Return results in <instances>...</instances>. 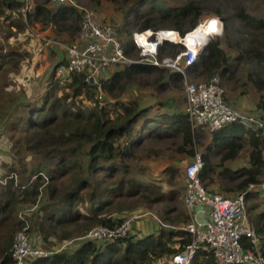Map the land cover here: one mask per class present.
I'll list each match as a JSON object with an SVG mask.
<instances>
[{"label": "trees", "instance_id": "1", "mask_svg": "<svg viewBox=\"0 0 264 264\" xmlns=\"http://www.w3.org/2000/svg\"><path fill=\"white\" fill-rule=\"evenodd\" d=\"M51 1L32 0L26 10L22 1L0 0V94L9 86V76L18 74L25 61H33L28 52L11 42L24 30L27 33L31 24L44 30L45 24L53 23L56 36L64 32L67 43L76 45L72 44V31L80 29L81 12L71 4L49 7ZM101 1L90 0L98 12ZM204 2L210 6L208 9ZM231 7L220 0H186L181 4L140 0L129 9H118L122 24L110 23L126 34V40L122 39L126 53L138 56L134 29L170 28L184 37L206 14H217L226 27L238 20L239 26L232 30L236 54L227 53L220 42L211 41L187 71L205 81L219 76L229 103L227 89L241 99L253 87L258 95L256 107L264 110V41L259 39L264 33V16H252L242 6ZM184 49L182 42H165L158 54L163 57L170 50L176 55ZM67 62V56L53 62L44 91L35 92L37 98L26 95L17 104L23 113L7 122L16 163L5 164L0 174V264H16L13 243L16 233L24 229L35 247L47 248L46 239L53 238L56 230L60 232L59 240L69 242L61 250L54 246L50 255L36 258L31 264H180L173 261V256L184 252L192 240V234L184 228L191 221L187 208L182 210L178 205L181 193L168 197L162 184L143 178L131 161L137 149L150 139L182 136L190 146L195 136L204 137L203 131L195 132L186 111H167V103L160 102L142 106L129 89L146 75H155L162 87H182L184 76L150 63L133 62L100 76L99 85H89L85 73H58L59 65ZM246 144L249 166H225L226 161L240 156ZM183 149L193 160L194 150ZM213 156L220 157L218 165ZM202 157L200 176L205 187L235 196L264 175V130L230 123L211 133V143ZM263 193L249 192L247 202L264 254V210H258L264 207V202H258ZM167 198L174 204L158 216L166 223L164 226L143 232L139 228L140 232H136L131 224L127 234L115 240L85 237L94 227L123 221L120 216L126 211L142 204L152 208ZM23 205H36V213L19 217ZM32 233L38 236L34 238ZM191 264L217 263L212 252L199 249Z\"/></svg>", "mask_w": 264, "mask_h": 264}, {"label": "built area", "instance_id": "2", "mask_svg": "<svg viewBox=\"0 0 264 264\" xmlns=\"http://www.w3.org/2000/svg\"><path fill=\"white\" fill-rule=\"evenodd\" d=\"M19 1L24 2L26 10L32 3V0ZM52 1L74 5L82 14L80 43L64 45L68 62L59 65L60 75L85 73L87 84L99 85L101 74L115 64L139 62L165 66L184 76L187 99L185 111L194 130L204 127L213 133L230 123L264 130V119L260 114L238 109L226 101L225 89L220 84L219 76H214L210 81H190L187 78V68L196 62L201 44L189 45L186 36L183 38L173 29L135 32L133 36L140 49V58L132 60L126 53L119 30L110 22L100 20V13L95 8L82 7L75 0ZM209 18L202 20L199 27ZM217 19V25L223 27L221 18ZM220 31L211 33L210 39ZM40 37L45 44L55 43L54 39L46 35ZM167 41L175 44L182 42L185 49L176 55L160 58L159 47ZM30 80L31 76L24 81L25 87L30 85ZM203 166L202 154L196 153L183 169V202L191 220L184 228L192 234V240L184 252L173 256V261L191 264L196 252L202 249L212 252L217 264H264V254L260 248L261 236L252 224L247 202L249 192H264V179L250 183L235 196H225L205 187L200 176ZM133 220L126 218L113 226L94 227L85 237L115 240L127 234ZM68 243L62 244L59 249L65 248ZM12 250L16 264H31L32 260L53 252L48 248L35 247L26 229L16 233Z\"/></svg>", "mask_w": 264, "mask_h": 264}, {"label": "rangeland", "instance_id": "3", "mask_svg": "<svg viewBox=\"0 0 264 264\" xmlns=\"http://www.w3.org/2000/svg\"><path fill=\"white\" fill-rule=\"evenodd\" d=\"M76 3L82 7H94L90 0H75ZM140 0H102L101 5L99 7L100 20L105 19L109 22H119L118 24H122V19L120 12L118 9L123 6V8L129 9V7L133 5H137ZM186 0H167L170 4H181ZM204 1V0H199ZM222 4H228V6H242L249 12L252 16L261 17L264 16V0H246V1H238V0H220ZM206 5V9L210 6L207 2H204ZM231 7V9H232ZM96 9V8H95ZM80 10V9H79ZM97 10V9H96ZM218 16L217 14H206L202 17L206 18L208 16ZM220 17V16H218ZM121 19V21H120ZM53 23L45 24V28L52 27ZM81 22L79 24L80 28ZM239 26L238 20H234V22L226 27V22L223 20V27H221V34L218 36H214L211 38L212 42L221 43V46L225 49V51L229 54H236V42L232 37V30L234 27ZM170 28L160 29V30H169ZM46 30V29H45ZM19 34L15 39H11V42L14 43V46H18L23 52H28L31 58L33 57L32 62L25 61L24 66L21 71L17 73H12L9 76V86L5 89L3 94H0L1 104H0V174L4 172L5 164L16 163L14 156L12 155V141L10 140L11 132L7 129V122L10 119H15L17 116L23 113V109L20 108L17 104L26 99V95L34 96L37 98L36 93H41L44 91V87L46 85L47 75L51 70L52 63L56 60L62 58V56L66 57V50L64 45L69 44L65 40L66 34L62 32L61 35L56 36V26L53 28L51 32L54 34H50L48 37H51L55 40V43L50 46L45 44L44 40L41 42V37L38 34H42L44 30L37 28L35 24H31L28 29H26ZM78 31V32H77ZM135 32H141L139 29H134L133 34ZM247 33V30L245 29ZM71 33V32H69ZM72 33H74V41L72 44H79V29L73 28ZM120 33V31H119ZM189 33V32H188ZM187 33V34H188ZM122 34V35H121ZM186 34V36H187ZM38 35V36H37ZM58 35V34H57ZM122 39L126 40V34L120 33ZM67 39V38H66ZM210 39V38H209ZM260 40L264 41V33ZM41 42V43H40ZM5 50H8V46L5 47ZM54 50V51H52ZM138 56L131 55L129 56L132 60H138L140 58V49L137 50ZM173 52L170 50L162 55L173 56ZM31 58L29 60H31ZM29 63L26 64V63ZM132 63V62H131ZM130 63V64H131ZM26 64V65H25ZM129 64H117L106 72L101 74V77H105L106 75L111 74L114 70L120 68L122 69L124 66ZM166 68L165 66H163ZM243 72L245 70H242ZM246 74V73H245ZM31 76L29 87L24 86V81ZM187 78L190 81H205L204 79L194 78L187 72ZM227 89V88H226ZM41 91V92H40ZM227 96L230 97V104L238 109L249 111V112H259L260 116L264 119V110H259L256 107V103L258 101V95L256 94V90L253 87L249 88V93L247 95H243L241 99H238V96L232 92H229L228 89ZM129 92L134 95L137 100H139V104L145 106L151 103L156 104L160 102V104L165 106V110L167 111H184L187 104L186 99V82L184 80L182 87H173L168 84L165 86H160L158 80L155 79V75L152 76H141L140 82H138L135 86L130 85ZM235 93H238L236 91ZM238 101L235 103V101ZM174 105V108L170 106ZM257 111V112H256ZM202 132L201 139L195 136L193 138V145L187 146L184 142V137L178 136L173 138H167L163 140L150 139L146 141L141 147H139L136 151V157L131 161L133 167L137 170L138 174L147 180H154L159 182V184L163 185L164 191L169 192L168 197L174 196L177 193H181L184 195V186H183V168L186 163L192 160V156L190 157L185 148H190L188 150H194L196 153H203L206 146L211 143V132H209L206 128L200 127L195 129L196 133ZM197 143V145H196ZM193 146V147H192ZM249 146L246 144V147L241 152L240 156L236 160H228L225 162V166H228L233 169H237L243 166H249ZM30 158L28 157L27 160ZM214 164L218 165L221 162L220 157L213 156ZM259 179H264V175L260 176ZM231 186V185H229ZM211 188H215V186H211ZM225 196H229L231 194L222 193ZM264 193L261 194V197L258 199V202H264ZM262 199V200H261ZM43 200V199H42ZM40 200V201H42ZM41 204V203H40ZM174 204L171 201V198H167L164 202L153 205L152 208H148L146 205H140L135 210L126 211L120 217L122 218H134L132 222V229L136 230V232H140L139 228L143 231H147L148 229L157 228L162 225L164 222L159 219L161 213H165L169 208ZM179 207L184 210V202L183 196L181 197V203L178 204ZM37 207L36 205H23L20 208L18 216L21 218L33 216L36 213ZM258 210H264V207H260ZM161 222V223H160ZM32 224V221L29 222ZM166 225V223H164ZM149 225V228L147 227ZM164 226V225H162ZM72 226L68 228L71 230ZM56 230V235L60 232ZM33 234V233H32ZM53 235V238L46 239V247L50 250L55 246V248L60 247L62 244H65L63 240H59L58 235ZM38 236V235H37ZM36 235L33 234V237L36 238Z\"/></svg>", "mask_w": 264, "mask_h": 264}, {"label": "bare ground", "instance_id": "4", "mask_svg": "<svg viewBox=\"0 0 264 264\" xmlns=\"http://www.w3.org/2000/svg\"><path fill=\"white\" fill-rule=\"evenodd\" d=\"M213 19V20H212ZM212 21H216V31L212 32L209 31V25ZM218 19L216 16H210L209 19H207L206 23H203L200 27L197 26L194 30L190 31L186 36V41L189 45L193 44H206L209 42V36L212 34H215L216 32H219L221 29L220 25H217Z\"/></svg>", "mask_w": 264, "mask_h": 264}, {"label": "crops", "instance_id": "5", "mask_svg": "<svg viewBox=\"0 0 264 264\" xmlns=\"http://www.w3.org/2000/svg\"><path fill=\"white\" fill-rule=\"evenodd\" d=\"M52 3L49 5V7L51 6V7H54V6H56V5H58V4H60L61 2H54V1H51ZM38 22H41V21H38ZM37 21L35 22V23H38ZM36 25V24H35ZM37 26V25H36ZM55 27V25H53V28ZM53 28L50 26V27H47L46 28V30L44 29V31H43V33L42 34H38V35H46V37L47 36H49L50 34H54L53 32H51L52 30H53ZM37 35V36H38ZM54 35H56V34H54ZM49 38H51V37H49ZM51 39H53V38H51ZM43 39L41 38V41H42ZM63 57V56H62ZM61 59V58H60ZM59 60V59H58ZM106 76H108V75H106ZM29 87V86H28ZM257 112V111H256ZM257 113H259V112H257ZM183 195L181 194V197H182ZM181 197H180V200H181ZM186 208V207H185ZM199 217H201V215L199 214ZM147 227L149 228V225H147Z\"/></svg>", "mask_w": 264, "mask_h": 264}, {"label": "clouds", "instance_id": "6", "mask_svg": "<svg viewBox=\"0 0 264 264\" xmlns=\"http://www.w3.org/2000/svg\"><path fill=\"white\" fill-rule=\"evenodd\" d=\"M61 3H62V2H61ZM214 16H215V15H214ZM208 17H210V16H208ZM208 17H206V18H208ZM216 17H218V16H216ZM219 18H220V17H219ZM204 19H205V18L201 19L200 22H201L202 20H204ZM221 20H222V22H223V19H222V18H221ZM200 22H199V24H198L197 26L200 25ZM194 29H195V28H194ZM194 29H193V30H194ZM173 30H174V29H173ZM176 31H177V30H176ZM191 31H192V30H191ZM221 33H222V32H221ZM221 33H219V34H221ZM219 34H218V35H219ZM180 35H181V34H180ZM218 35H217V36H218ZM185 36H186V35H185ZM185 36H184V37H185ZM184 37H183V38H184ZM210 40H211V39H210ZM167 42H168V41H167ZM210 42H211V41L207 42V43H206V46H207ZM180 43H181V42H180ZM174 44H175V43H174ZM177 44H178V43H177ZM203 45H204V44H201V50H200L199 54L203 51ZM184 46H185V45H184ZM198 56H199V55H198ZM158 57H160L159 54H158ZM160 58H163V57H160ZM197 59H198V58H197ZM196 61H197V60H196ZM150 64H151V63H150ZM153 65H154V64H153ZM155 66H156V65H155ZM189 66H190V65H189ZM159 67H160V66H159ZM169 70H170V69H169ZM124 219H126V218H124ZM124 219H123V220H124Z\"/></svg>", "mask_w": 264, "mask_h": 264}, {"label": "snow or ice", "instance_id": "7", "mask_svg": "<svg viewBox=\"0 0 264 264\" xmlns=\"http://www.w3.org/2000/svg\"><path fill=\"white\" fill-rule=\"evenodd\" d=\"M216 21H212L211 24L209 25V31H216Z\"/></svg>", "mask_w": 264, "mask_h": 264}, {"label": "water", "instance_id": "8", "mask_svg": "<svg viewBox=\"0 0 264 264\" xmlns=\"http://www.w3.org/2000/svg\"><path fill=\"white\" fill-rule=\"evenodd\" d=\"M206 48V44H204L203 45V50ZM151 104H153V103H151ZM151 104H149V105H151ZM149 105H145V106H149ZM143 106V105H142Z\"/></svg>", "mask_w": 264, "mask_h": 264}]
</instances>
